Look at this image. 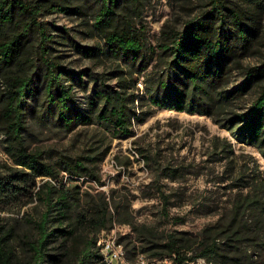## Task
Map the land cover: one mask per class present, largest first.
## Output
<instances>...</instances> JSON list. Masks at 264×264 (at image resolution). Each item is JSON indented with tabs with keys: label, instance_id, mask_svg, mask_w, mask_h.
Instances as JSON below:
<instances>
[{
	"label": "rangeland",
	"instance_id": "obj_1",
	"mask_svg": "<svg viewBox=\"0 0 264 264\" xmlns=\"http://www.w3.org/2000/svg\"><path fill=\"white\" fill-rule=\"evenodd\" d=\"M41 1L47 9L52 4L67 8L64 12L45 10L41 20L55 35L52 46L58 61L83 72V82L74 84L76 101L83 111L90 112V98L105 84L108 89L124 92L128 106L142 120L132 118L131 133L121 137L96 122L77 124L67 131L57 122L38 117L36 110L28 111L25 143L30 151L41 153L44 162L55 166L57 177L43 179L30 173L27 180L15 181L23 188L19 194L0 195V225L11 233L9 242L15 257L24 262L32 257L30 245L38 237V221L47 209L36 192L49 179L55 191L63 185L69 189L77 211L108 200L113 220L106 230L97 231L87 220L76 223L72 234L54 233L44 264H76L88 239H96V249L103 231L112 229L130 263L143 264L136 261L143 254L150 262L170 264V259L162 256L170 233L184 243L217 221L234 197L262 193L253 192V184L264 180V154L223 124L224 119L251 107L264 84V69L241 94L214 106L213 114L159 108L150 96L158 77L170 75L167 56L160 47L165 35L182 29L188 20L209 9V0L119 1L111 25L124 27L129 20L146 40L143 62L136 64L107 52V29L98 28L96 22L103 0ZM225 3L240 11L244 23L255 33H245L249 43L244 49L237 46L241 41L232 37L236 51L218 88L212 90L214 94L243 85L249 68L264 67V0ZM227 25L236 31L230 18ZM87 48L95 49L94 55L83 52ZM5 139L0 117V173L8 175L15 164L6 151ZM75 160L81 161L89 174L72 175L66 163ZM68 224L65 221L62 226ZM59 226L57 221L50 223L51 229ZM86 264L101 263L89 258ZM195 264L210 263L201 258Z\"/></svg>",
	"mask_w": 264,
	"mask_h": 264
},
{
	"label": "trees",
	"instance_id": "obj_2",
	"mask_svg": "<svg viewBox=\"0 0 264 264\" xmlns=\"http://www.w3.org/2000/svg\"><path fill=\"white\" fill-rule=\"evenodd\" d=\"M119 1L103 0L97 26L107 29L108 53L126 62L141 63L146 45L141 31L129 20L124 27L111 25ZM209 4V9L188 20L182 29L165 35L160 47L167 56L170 75L159 76L156 81L150 96L155 106L213 114L214 106L220 107L241 94L264 69L249 68L243 85L213 93L236 51L235 42L241 41L237 46L246 48L249 38L245 33H255V30L244 23L242 13L227 6L225 0H209ZM45 10L64 12L67 8L52 4L47 9L41 0H0V117L6 135V151L15 164L8 175L0 173V195L4 196L19 194L23 188L15 181L27 180L30 173L43 179L57 177L55 166L44 162L41 153L30 151L25 143L28 111L36 110L38 117L57 122L67 131L77 124L96 122L121 137L131 133L132 118L142 120L128 106L124 92L108 89L105 84L94 92L95 98H90V112L83 111L74 92V84L83 82V72L78 73L58 61L52 46L55 35L41 20ZM228 18L237 27L234 33L229 30ZM233 36L236 37L234 43ZM94 51L87 48L83 52L94 55ZM69 80L73 83L68 84ZM224 120L223 125L238 139L254 145L264 154V84L249 109ZM66 169L76 176L89 174L79 160L67 162ZM54 189L47 179L36 192L47 209L38 221L39 234L30 245L33 252L30 260L16 259L9 242L11 233L0 225V264H44L54 233L72 234L76 223L83 224L87 220L97 231L106 230L111 224L113 215L108 200L104 205L95 203L77 211L69 189L64 185L59 190ZM254 191L262 193L234 197L229 209L217 221L203 227L184 243L181 237L170 233L162 255L166 256L164 259L168 257L170 264H194L200 258L210 264H264L263 179L253 184ZM163 199L169 202L166 196ZM53 221L61 226L51 229ZM65 221H69L67 227L62 226ZM99 240L96 249L95 238L85 242L76 264H86L89 258L103 264Z\"/></svg>",
	"mask_w": 264,
	"mask_h": 264
},
{
	"label": "built area",
	"instance_id": "obj_3",
	"mask_svg": "<svg viewBox=\"0 0 264 264\" xmlns=\"http://www.w3.org/2000/svg\"><path fill=\"white\" fill-rule=\"evenodd\" d=\"M101 242L104 243L105 254L106 256L109 257L110 263L134 264V263H130L127 260L126 250L123 244L119 241L115 229H112L110 231H104L101 235ZM163 260H169V259L165 258ZM136 261H144L146 262V264H162V260L150 262L143 254L138 255Z\"/></svg>",
	"mask_w": 264,
	"mask_h": 264
},
{
	"label": "bare ground",
	"instance_id": "obj_4",
	"mask_svg": "<svg viewBox=\"0 0 264 264\" xmlns=\"http://www.w3.org/2000/svg\"><path fill=\"white\" fill-rule=\"evenodd\" d=\"M99 253L102 255V263L103 264H112L109 262V257L106 256V254H105L104 243L101 242V240L99 242ZM143 264H146V262L143 261Z\"/></svg>",
	"mask_w": 264,
	"mask_h": 264
}]
</instances>
